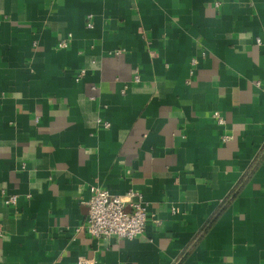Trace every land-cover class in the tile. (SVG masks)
Returning a JSON list of instances; mask_svg holds the SVG:
<instances>
[{
  "label": "crops",
  "instance_id": "0c3cea01",
  "mask_svg": "<svg viewBox=\"0 0 264 264\" xmlns=\"http://www.w3.org/2000/svg\"><path fill=\"white\" fill-rule=\"evenodd\" d=\"M91 187L142 233L78 229ZM78 259L264 264V0H0V264Z\"/></svg>",
  "mask_w": 264,
  "mask_h": 264
},
{
  "label": "built area",
  "instance_id": "2783aa9c",
  "mask_svg": "<svg viewBox=\"0 0 264 264\" xmlns=\"http://www.w3.org/2000/svg\"><path fill=\"white\" fill-rule=\"evenodd\" d=\"M88 23V27H91ZM256 42H260L259 39ZM61 48L67 46L66 41L59 43ZM84 73V69L79 71V75ZM135 81H139V76L135 75ZM213 117L222 122L218 112L213 113ZM104 126L109 124L103 122ZM231 135H224V141L229 140ZM90 198L87 201L88 213L84 223L78 229L85 230L94 238L118 237L132 239L140 235L145 223L149 218L147 211L148 203L143 199L139 191L129 190L124 196L111 195L105 189L96 187L90 188ZM4 202L7 205L15 204L16 195H9ZM160 223V220L154 218ZM76 264H93L89 259H78Z\"/></svg>",
  "mask_w": 264,
  "mask_h": 264
}]
</instances>
